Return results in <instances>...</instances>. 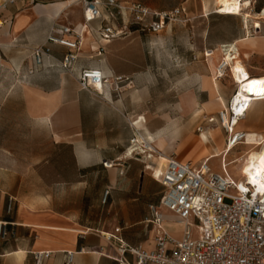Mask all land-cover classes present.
I'll use <instances>...</instances> for the list:
<instances>
[{
	"label": "crops",
	"instance_id": "crops-1",
	"mask_svg": "<svg viewBox=\"0 0 264 264\" xmlns=\"http://www.w3.org/2000/svg\"><path fill=\"white\" fill-rule=\"evenodd\" d=\"M75 1L16 0L4 11L7 25L0 29V69H15L20 76L23 71L25 82L22 87L27 114L31 121L39 120L47 127L57 147L68 149L75 172L72 177L66 175L63 181L79 188L77 195L80 198L79 203L74 204L61 202L47 193L36 200L21 202L6 190L0 189V222H7L9 231L6 239L0 238V264H34L33 253L36 251L53 252L45 264H63L67 251L77 252L73 264H118L108 255L115 254V251L105 237L116 228H121V235L129 245L142 244L147 249L155 247L157 230L147 224L145 218L149 215L150 205L159 206L163 196L164 187L160 182L163 168L160 173L152 171V165L157 159L148 160L141 155L130 157L127 149L137 131H159L153 119L148 118L147 122L144 118L139 120L141 115L160 113V106L155 103V100H160V87L157 85L159 76L154 67L151 75H146L145 70L130 65L129 50L133 46L129 47L126 37L105 43L95 39L92 29L96 31L103 25L104 18L91 23V32L89 28L87 39L84 40L86 30L82 29L83 9ZM130 1L121 2L129 5ZM108 11L103 8L104 16H107ZM122 12L118 16L125 25L128 15L127 11ZM66 25H72L83 35V46L74 64L76 73L84 68H99L106 77H123L120 92L108 87L104 88L103 95L84 90L76 74L64 71L49 57L44 58L42 65H35L32 48L44 43L52 29ZM254 28V43L238 44L248 45L255 52H264V35L257 32V24ZM67 38L77 39L75 35ZM102 45L104 50L99 53ZM207 50L209 48L206 46L201 53ZM52 52L61 59L68 49L52 45ZM220 57L223 60L219 49H216V55L212 58L204 55L206 65L200 67L194 88L189 92L206 97L204 109L216 102L212 108L221 107V111L237 87L233 92H227L219 86L221 79L217 78V83H214L212 78L221 62ZM237 57H241V53ZM246 68L251 75H264L248 66ZM31 70L34 72L30 73ZM209 73L213 76L210 77ZM150 100L151 108L146 106ZM182 105L195 109L199 104L194 95L187 94L182 98ZM197 111L203 113V109L197 108ZM209 120L207 122L216 126V129L200 126L203 127V131H199L201 140L209 143L218 133L222 138L202 161L212 154L221 155L227 145L228 136H223V127L219 122ZM236 129L247 132L246 141L240 144L248 147L246 153L255 145L252 143L264 140V98L252 102ZM167 132L169 134L170 131ZM167 132L161 136L168 135L165 134ZM211 132H215V135ZM173 137L176 139V134ZM176 142L177 139L173 144L167 141L164 150L167 147V151H170ZM233 150L227 153L226 161L230 163V173L239 179L245 163L242 155L244 152L229 159ZM193 156L188 154L184 159H179L196 164ZM222 158L219 159V166L209 162L213 170L221 171ZM107 161L114 165L104 167L103 163ZM93 190L96 191L94 197ZM106 190H109V195L107 201L103 202ZM10 197L14 199V204L12 210L8 211ZM159 211L164 214V226L168 231L170 219H175V223L180 225L172 212L162 207H159ZM82 248L86 251L81 252Z\"/></svg>",
	"mask_w": 264,
	"mask_h": 264
},
{
	"label": "rangeland",
	"instance_id": "rangeland-1",
	"mask_svg": "<svg viewBox=\"0 0 264 264\" xmlns=\"http://www.w3.org/2000/svg\"><path fill=\"white\" fill-rule=\"evenodd\" d=\"M250 1L253 12L260 11L264 6V0ZM130 2L131 4L125 5L127 9L124 11H127L128 15L125 22L128 27L127 34L123 36L126 37L125 41L129 47L133 46L129 50L130 65L145 70L146 75H151L154 67L159 76L157 85L160 87V100H155L160 106V113L141 115L139 120L144 118L147 122V119L151 118L155 126H158V130L165 132L168 131L166 128L170 122H176L179 126L176 134L177 142L170 151H167L166 147L163 152L167 155L173 154L180 159H184L188 154H194L192 159L199 165L212 148L216 147V142L222 138L218 133L220 137L216 136L210 139L209 143H205L197 130L200 126L205 129H216V126L213 127L214 125L207 121L208 119L210 122L214 121L210 117H217V112L221 109V107L212 108L213 104H217L216 102L204 109L206 97L189 93L194 88L200 67L206 65L204 54L201 52L206 46L209 49L216 47L215 50L225 49L224 45H230L246 35L247 32L243 29L245 18L242 15L215 14V0H131ZM138 5L144 10L137 15L133 8ZM156 11L161 13L178 11V13L171 19H166L164 27L155 31L153 22L158 19L153 14ZM137 16H141L142 20ZM5 18L7 20V17ZM116 24L119 26L124 24L119 16ZM256 24L257 32L264 35V20L255 18H251L249 23L250 34L254 35ZM6 25L7 23L4 27ZM237 47L241 53V57L238 58H242L246 66L261 74L264 73V52H255L248 45L238 44ZM219 60L222 61L221 57ZM16 71L11 68L0 69V189L6 190L21 202L36 200L42 194L48 193L61 202L78 204L79 188H74V185L63 181L66 175L72 177L75 172V166L70 161V153L68 149L57 147L52 142L44 124L39 120H30L27 114L25 91L22 87V83L25 82L22 76L24 74L21 70L20 76ZM209 76L213 75L209 73ZM220 79L221 89L233 92L236 84L229 69ZM187 94H192L196 98L199 105L195 109L182 105V98ZM146 106L151 108L152 100L147 101ZM148 107H146L147 111ZM197 108L203 109V113L197 115L195 112ZM215 132H211L212 135H215ZM222 134L228 136L225 130ZM176 139L169 136L168 143L173 144ZM246 150H248L247 146L238 145L229 159L237 153H246ZM244 153L242 155L245 160ZM219 159L221 158L209 162L219 166ZM162 168L163 165L159 160L152 165V171L156 173H160ZM95 192L92 191L93 197ZM192 222L197 234V221L192 218ZM168 228L173 234L181 235L182 227L175 223V219H170Z\"/></svg>",
	"mask_w": 264,
	"mask_h": 264
},
{
	"label": "built area",
	"instance_id": "built-area-1",
	"mask_svg": "<svg viewBox=\"0 0 264 264\" xmlns=\"http://www.w3.org/2000/svg\"><path fill=\"white\" fill-rule=\"evenodd\" d=\"M15 1L0 0V29L7 21L4 11ZM121 1L76 0L83 9L85 26L82 29L86 28V24L92 29L93 21L104 18L103 25L96 31L92 29L97 41L105 43L125 36L128 26L116 24L118 15L127 9ZM103 8L109 9L107 16H104ZM133 10L138 15L144 9L138 5ZM176 13L178 11L154 13L153 16L158 20L153 22V29L156 31L163 28L166 19H171ZM137 18L142 20L141 16ZM70 35H75L77 39L67 38ZM83 42L82 32L72 25L54 28L44 43L32 48L35 65H42L44 58L49 57L64 71L76 74L78 83L84 90L103 95L104 88L108 87L120 92L123 77H106L99 68H84L76 73L74 64ZM52 45L63 46L68 52L59 59L53 54ZM100 48L99 53H102L104 46ZM207 54L205 51V57H208ZM228 69L230 71L226 61H222L217 78L224 77ZM235 84L237 86L238 83ZM238 93L236 87L228 106L219 111L217 118H211L214 119L211 122H219L228 133V151L246 141L247 132L235 128L255 100L251 98H264V91L260 95H249L251 98L248 99H238ZM198 131H203V127L198 128ZM139 133L137 131L130 141L127 149L130 157L141 155L135 145ZM168 157L160 177L164 187L160 204L150 205L149 215L145 218V222L157 230L155 247L147 249L142 244L129 245L121 235V228H116L113 233L105 235L115 251V254L108 255L118 264H264V187L259 185L263 180L262 176H255L258 177V183L250 181L243 174L236 179L229 171L230 163L226 161V155L221 160L220 172L213 170L208 162L209 158L197 165L192 161H182L173 154ZM113 165L108 161L103 163L106 168ZM108 195L109 190H106L103 202L107 201ZM13 204L14 199L10 197L8 211L12 210ZM159 207L176 216L177 222L182 226L181 237L165 228L164 214L159 211ZM192 218L197 221V234L193 229ZM8 233V223L0 222V238L6 239ZM85 251L86 249H81V252ZM76 253L67 251L63 264H73ZM52 256V251H36L33 253L34 264H45Z\"/></svg>",
	"mask_w": 264,
	"mask_h": 264
},
{
	"label": "bare ground",
	"instance_id": "bare-ground-1",
	"mask_svg": "<svg viewBox=\"0 0 264 264\" xmlns=\"http://www.w3.org/2000/svg\"><path fill=\"white\" fill-rule=\"evenodd\" d=\"M215 14H226V15H242L244 20V27L243 29L246 30L247 34L241 39L232 43L230 45H224L225 49L219 48V51L222 54L223 60L226 61L227 66L230 67L231 77L234 80V83L237 84V90L239 91L237 98L238 99H248L251 98L249 95H260L261 92L264 91V75L251 77L249 71L247 70L244 61L237 56L240 55L239 49L237 47L238 43H244L248 45H252L254 43V37L250 34V27L249 23L251 18H255L258 20H264V6L258 12H253L251 9L252 2L250 0H215ZM214 13V12H213ZM85 23L83 24V27ZM89 25L86 24V33L84 34V40L87 39V33L89 32ZM83 31V30H82ZM91 32V28H90ZM260 37V36H259ZM222 46V45H221ZM208 58H212L216 55V50H207ZM221 61V62H222ZM220 62V63H221ZM220 64L218 65L217 72L212 78L214 83L217 82V74ZM223 72V71H221ZM261 97H255L251 99H260ZM221 101H223L221 99ZM221 101H219L221 103ZM227 107V106H226ZM200 111H197L196 114L198 115ZM239 124V123H238ZM179 126L176 122H170L167 126V130H169V135L161 136L164 130L157 131L155 133L151 132L150 130H146L145 133H139L136 137V149L140 151V154L148 160L157 159L163 165V169L166 165L168 160L167 154H165L162 150H164V145L168 141L169 136H174L177 134ZM165 129V130H166ZM236 129V128H235ZM203 138L206 139V136L203 134ZM244 143V142H243ZM255 144L253 149L248 151L246 154V159L243 167V175L247 176V179L254 183H258V177L256 175L262 176V181L259 182V185L264 187V140L259 141ZM251 144V145H252ZM227 145L225 151L221 155L212 154L209 157V161L215 158H222L224 155L227 156V153L232 150V148L227 151ZM155 152H158L155 155ZM224 154V155H223ZM223 155V156H222ZM226 159V158H225ZM242 157L240 158V160ZM239 160V162H240ZM163 171V170H162Z\"/></svg>",
	"mask_w": 264,
	"mask_h": 264
}]
</instances>
